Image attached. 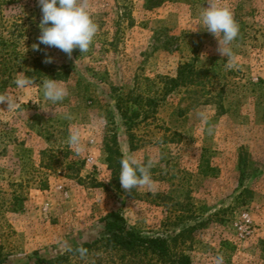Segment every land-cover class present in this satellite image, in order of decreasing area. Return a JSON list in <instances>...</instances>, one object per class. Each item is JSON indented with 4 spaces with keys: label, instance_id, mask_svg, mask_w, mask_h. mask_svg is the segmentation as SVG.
Masks as SVG:
<instances>
[{
    "label": "rangeland",
    "instance_id": "374dc122",
    "mask_svg": "<svg viewBox=\"0 0 264 264\" xmlns=\"http://www.w3.org/2000/svg\"><path fill=\"white\" fill-rule=\"evenodd\" d=\"M85 2L98 31L69 57L33 49L37 0H0V94L18 100L0 103L3 263L148 264L103 247L66 250L104 236L117 211L191 264H264V0H212L239 25L229 57L198 25L209 0ZM20 72L34 84L17 88ZM49 78L68 89L62 102L43 98ZM129 156L151 164V188L121 187ZM244 219L253 231L240 239Z\"/></svg>",
    "mask_w": 264,
    "mask_h": 264
},
{
    "label": "clouds",
    "instance_id": "9594fccd",
    "mask_svg": "<svg viewBox=\"0 0 264 264\" xmlns=\"http://www.w3.org/2000/svg\"><path fill=\"white\" fill-rule=\"evenodd\" d=\"M37 2L42 17L39 23L40 35L37 38L39 43L32 46L34 50L40 51L39 45L43 44L49 48H57L69 57L74 49H79L81 53L89 51L98 26L94 22L85 0H37ZM198 25L213 36L219 37L217 50L222 56L232 55L229 45L238 36L239 25L234 19L231 9L209 0V6L200 13ZM52 59L51 56L46 55L43 62L52 63ZM13 83L17 88L24 89L34 84V80L20 72ZM41 90L43 98L53 104L62 102L69 94L66 87L51 78L42 81ZM0 103H6L8 109L18 106V100L10 95L0 94ZM200 116L207 123L208 117L203 113ZM70 118L68 115L65 116V119ZM68 143L76 149L77 153L84 151L79 130H73L69 134ZM150 167V163L132 156L121 159L118 176L121 187L128 192L141 186L151 188L154 181L151 177ZM66 250L72 251L70 247H67ZM77 251L83 257L88 250L80 247ZM216 264H223L222 256L216 257Z\"/></svg>",
    "mask_w": 264,
    "mask_h": 264
},
{
    "label": "trees",
    "instance_id": "16d2710c",
    "mask_svg": "<svg viewBox=\"0 0 264 264\" xmlns=\"http://www.w3.org/2000/svg\"><path fill=\"white\" fill-rule=\"evenodd\" d=\"M181 77L182 73H180ZM104 220L106 234L93 236L91 240L84 239L80 245L77 244L72 248V252L77 251L78 246L86 249L103 247L131 257H144L148 264H191L188 255L172 253L166 238L156 235L145 236L130 228L120 212L112 211ZM62 258V256H58L54 262ZM42 262L44 260L36 256L34 264H41ZM0 264H4L1 255Z\"/></svg>",
    "mask_w": 264,
    "mask_h": 264
},
{
    "label": "built area",
    "instance_id": "2783aa9c",
    "mask_svg": "<svg viewBox=\"0 0 264 264\" xmlns=\"http://www.w3.org/2000/svg\"><path fill=\"white\" fill-rule=\"evenodd\" d=\"M243 217L247 218V215H243ZM244 220L245 221L236 223L237 235L240 239L246 238L253 231L250 221H248L247 219Z\"/></svg>",
    "mask_w": 264,
    "mask_h": 264
}]
</instances>
